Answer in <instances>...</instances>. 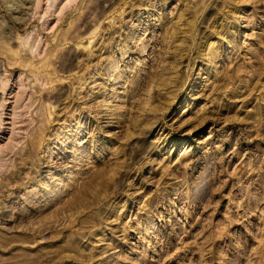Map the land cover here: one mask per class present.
I'll return each mask as SVG.
<instances>
[{"label":"rangeland","instance_id":"rangeland-1","mask_svg":"<svg viewBox=\"0 0 264 264\" xmlns=\"http://www.w3.org/2000/svg\"><path fill=\"white\" fill-rule=\"evenodd\" d=\"M0 264H264V0H0Z\"/></svg>","mask_w":264,"mask_h":264},{"label":"bare ground","instance_id":"bare-ground-1","mask_svg":"<svg viewBox=\"0 0 264 264\" xmlns=\"http://www.w3.org/2000/svg\"><path fill=\"white\" fill-rule=\"evenodd\" d=\"M51 1H53L55 4L59 1V0H51ZM52 3V2H51Z\"/></svg>","mask_w":264,"mask_h":264}]
</instances>
